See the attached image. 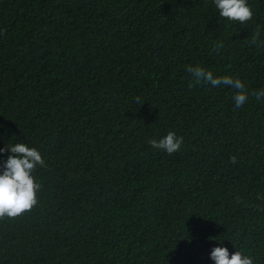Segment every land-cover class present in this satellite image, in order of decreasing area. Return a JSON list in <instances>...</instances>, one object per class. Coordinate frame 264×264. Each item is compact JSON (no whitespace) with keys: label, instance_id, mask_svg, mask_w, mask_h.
I'll list each match as a JSON object with an SVG mask.
<instances>
[{"label":"trees","instance_id":"obj_1","mask_svg":"<svg viewBox=\"0 0 264 264\" xmlns=\"http://www.w3.org/2000/svg\"><path fill=\"white\" fill-rule=\"evenodd\" d=\"M248 3L240 25L212 0H0V148L48 165L39 203L0 219V264H214L221 246L264 264V101L233 110L184 71L264 87ZM170 130L179 153L147 144Z\"/></svg>","mask_w":264,"mask_h":264},{"label":"clouds","instance_id":"obj_2","mask_svg":"<svg viewBox=\"0 0 264 264\" xmlns=\"http://www.w3.org/2000/svg\"><path fill=\"white\" fill-rule=\"evenodd\" d=\"M215 10H218L220 19L231 24L247 25L255 13L248 0H212ZM262 30L256 27L250 37L245 40L249 47H264ZM224 48L222 41H216L210 50L216 55L221 54ZM184 71L190 77L188 87L208 85L212 89H232L233 110H238L248 103L249 98L264 101V87L259 89L249 88L242 79L231 75H214L208 68L200 63H189L184 66ZM140 103V98H136ZM151 148L162 151L168 156L179 153L184 144V137L175 131H168L166 135L146 140ZM7 152V159L0 165V219L18 218L32 210L39 203V195L43 185L36 176L38 169L48 167L41 152L35 147L25 143H15L0 148V153ZM230 162L235 164L236 157L231 156ZM214 239V238H210ZM210 259L214 264H256L254 255L247 254L243 249L229 253L226 247H214L210 252Z\"/></svg>","mask_w":264,"mask_h":264}]
</instances>
